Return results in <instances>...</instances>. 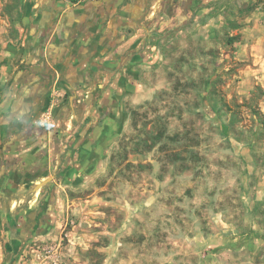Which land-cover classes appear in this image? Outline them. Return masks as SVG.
Returning <instances> with one entry per match:
<instances>
[{
	"label": "crops",
	"instance_id": "obj_1",
	"mask_svg": "<svg viewBox=\"0 0 264 264\" xmlns=\"http://www.w3.org/2000/svg\"><path fill=\"white\" fill-rule=\"evenodd\" d=\"M22 6L18 40L0 49V264H43L34 254L24 259L30 242L59 235L69 210L111 204L95 193L69 199L66 190L87 187L110 169L101 159L115 149L132 109H181L191 99L206 108L205 93L220 87L232 86L235 96L256 86L264 91V0ZM258 106L264 116V95ZM45 109L51 119L41 125ZM251 166L239 198L217 197L212 210L196 215L193 233L184 227L186 242L168 241L159 264H264V165ZM121 198L113 204L127 203ZM130 216L125 212L124 221ZM129 230H101L114 238L91 247L97 264L142 262V244L121 240ZM75 247L61 264H96Z\"/></svg>",
	"mask_w": 264,
	"mask_h": 264
},
{
	"label": "rangeland",
	"instance_id": "obj_2",
	"mask_svg": "<svg viewBox=\"0 0 264 264\" xmlns=\"http://www.w3.org/2000/svg\"><path fill=\"white\" fill-rule=\"evenodd\" d=\"M23 1L27 0H0V49L20 36ZM242 64L239 62L237 67ZM225 92L220 87L218 91L205 93L206 108L196 107L197 103L191 99L188 107L181 109L157 105L132 109L128 128L115 149L101 159L110 169L87 187L66 190L69 199H84L95 193L104 195L111 204L69 210L59 235L30 242L24 259L31 260V255H36L32 249L36 247L41 250L53 245L58 248L62 263L71 259L69 247L76 246L79 256H93V263L97 264L100 257L91 247L114 238L111 234L105 236L101 230L126 225L130 230L121 240L133 246L142 244L140 264H159L156 256H165L173 241L186 242L184 227L185 232L190 227L193 233L199 225L196 215L212 210L217 197L239 198L242 183L248 182L251 165H264V124L256 122L249 108L238 105L248 103L252 93L256 98L251 105L258 104L262 95L255 87L243 96L233 95L232 86ZM225 99L229 102H223ZM249 184L255 186L252 179ZM121 197L127 203L121 207L113 204ZM125 212L131 215L127 221ZM135 229L142 232L135 233Z\"/></svg>",
	"mask_w": 264,
	"mask_h": 264
},
{
	"label": "built area",
	"instance_id": "obj_3",
	"mask_svg": "<svg viewBox=\"0 0 264 264\" xmlns=\"http://www.w3.org/2000/svg\"><path fill=\"white\" fill-rule=\"evenodd\" d=\"M61 95V94H60ZM60 95L56 92L54 94L56 100L58 96ZM51 119V111L50 109H45L41 113V125H46ZM33 251L36 253V260L43 264H61V254L58 251V248H56L53 245H47L43 247L41 250L39 247H36L33 249Z\"/></svg>",
	"mask_w": 264,
	"mask_h": 264
},
{
	"label": "trees",
	"instance_id": "obj_4",
	"mask_svg": "<svg viewBox=\"0 0 264 264\" xmlns=\"http://www.w3.org/2000/svg\"><path fill=\"white\" fill-rule=\"evenodd\" d=\"M255 88L257 89V91H258L257 93L259 95H262V96L264 95V91L260 87L256 86ZM255 98H256V94L252 93L250 101L248 103H246L247 101H244L245 103H241V105H238V106L249 108L251 110L254 118H256V120H257L256 122L258 124L263 125L264 124V116H263V113L261 112L258 104L256 103L255 105H251V103L255 100Z\"/></svg>",
	"mask_w": 264,
	"mask_h": 264
},
{
	"label": "water",
	"instance_id": "obj_5",
	"mask_svg": "<svg viewBox=\"0 0 264 264\" xmlns=\"http://www.w3.org/2000/svg\"><path fill=\"white\" fill-rule=\"evenodd\" d=\"M50 180H51V177H48V178H46V179L40 181L39 183L35 184L33 190L36 191L38 188H40L41 186H43L45 183H47V182L50 181Z\"/></svg>",
	"mask_w": 264,
	"mask_h": 264
}]
</instances>
